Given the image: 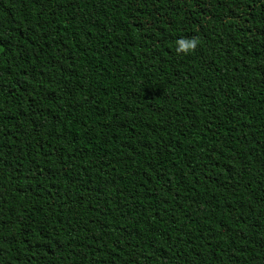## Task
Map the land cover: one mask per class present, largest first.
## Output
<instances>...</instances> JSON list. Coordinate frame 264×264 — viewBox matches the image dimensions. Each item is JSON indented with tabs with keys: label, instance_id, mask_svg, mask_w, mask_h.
I'll list each match as a JSON object with an SVG mask.
<instances>
[{
	"label": "trees",
	"instance_id": "trees-1",
	"mask_svg": "<svg viewBox=\"0 0 264 264\" xmlns=\"http://www.w3.org/2000/svg\"><path fill=\"white\" fill-rule=\"evenodd\" d=\"M0 264H264V0H0Z\"/></svg>",
	"mask_w": 264,
	"mask_h": 264
},
{
	"label": "clouds",
	"instance_id": "clouds-1",
	"mask_svg": "<svg viewBox=\"0 0 264 264\" xmlns=\"http://www.w3.org/2000/svg\"><path fill=\"white\" fill-rule=\"evenodd\" d=\"M198 43L199 42L195 38L190 40H180L178 41L177 52L183 54L194 52L198 47Z\"/></svg>",
	"mask_w": 264,
	"mask_h": 264
}]
</instances>
